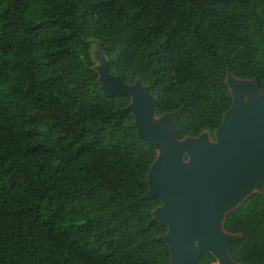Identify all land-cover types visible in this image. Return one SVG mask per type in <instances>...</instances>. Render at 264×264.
<instances>
[{
	"label": "trees",
	"instance_id": "trees-1",
	"mask_svg": "<svg viewBox=\"0 0 264 264\" xmlns=\"http://www.w3.org/2000/svg\"><path fill=\"white\" fill-rule=\"evenodd\" d=\"M93 41L157 116L179 112V140L214 138L228 70L264 94V0H0V264L170 263L144 198L157 152L101 91ZM223 227L235 262L264 264V193Z\"/></svg>",
	"mask_w": 264,
	"mask_h": 264
},
{
	"label": "water",
	"instance_id": "water-1",
	"mask_svg": "<svg viewBox=\"0 0 264 264\" xmlns=\"http://www.w3.org/2000/svg\"><path fill=\"white\" fill-rule=\"evenodd\" d=\"M91 44L101 91L130 99L116 113L132 114L139 137L157 152L144 198L162 202L153 216L167 227L161 240L169 248V264H203L205 253L215 258L211 264H239L229 254L238 236L223 224L249 197L264 193V94L255 81L228 70L233 104L214 138L204 132L179 140L172 129L179 112L157 116V101L142 81L122 82L110 72L101 43Z\"/></svg>",
	"mask_w": 264,
	"mask_h": 264
},
{
	"label": "rangeland",
	"instance_id": "rangeland-1",
	"mask_svg": "<svg viewBox=\"0 0 264 264\" xmlns=\"http://www.w3.org/2000/svg\"><path fill=\"white\" fill-rule=\"evenodd\" d=\"M92 52H95V45L92 44ZM94 56V55H93ZM97 63V62H96ZM98 64V63H97Z\"/></svg>",
	"mask_w": 264,
	"mask_h": 264
}]
</instances>
